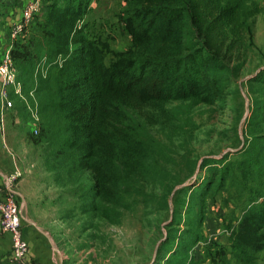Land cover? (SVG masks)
<instances>
[{
    "label": "trees",
    "instance_id": "1",
    "mask_svg": "<svg viewBox=\"0 0 264 264\" xmlns=\"http://www.w3.org/2000/svg\"><path fill=\"white\" fill-rule=\"evenodd\" d=\"M45 1L32 21L33 36L13 42L16 77L25 92L36 93L39 139L57 167L77 184L89 211L111 219L140 192L149 159L164 150L146 128L145 120L157 121L146 109L179 100L213 104L222 97L227 66L208 42L250 46L263 8L256 0H125L122 22L130 44L111 51L106 62L108 45L93 22L83 23L93 0ZM243 153L239 160L215 161L199 188L211 198L234 188L244 206L230 232L231 253L238 264H256L264 251L263 137L250 135ZM185 225L178 248L170 246L174 262L182 243L201 238ZM260 260L264 264V254Z\"/></svg>",
    "mask_w": 264,
    "mask_h": 264
},
{
    "label": "rangeland",
    "instance_id": "2",
    "mask_svg": "<svg viewBox=\"0 0 264 264\" xmlns=\"http://www.w3.org/2000/svg\"><path fill=\"white\" fill-rule=\"evenodd\" d=\"M25 1L0 0V57ZM256 1L263 10L254 18L250 46L239 48L224 39L208 42L227 66L222 97L213 104L179 100L163 103L159 110L146 109L157 119L145 120L146 128L164 150L149 159L140 192L128 196L127 206L116 208L111 219L88 210L77 194V184L62 174L39 133L31 131L23 102L12 96V105L5 107L0 101V131L3 116L8 117V153L22 174L30 176L33 191L49 198V236L57 250L56 264H238L229 236L240 220L243 201L233 187L211 198L199 184L215 161L244 156L250 135L264 141V0ZM40 2L44 10L46 1ZM125 7V0H93L83 18V23L93 22L108 45L106 62L113 58L111 51L125 50L130 44L122 22ZM12 14L13 19H8ZM30 29L32 37L33 23ZM155 162L160 165L157 170ZM186 223L201 238L182 243L174 262L170 246L178 248L177 234L187 228ZM263 254L256 264H262Z\"/></svg>",
    "mask_w": 264,
    "mask_h": 264
},
{
    "label": "built area",
    "instance_id": "3",
    "mask_svg": "<svg viewBox=\"0 0 264 264\" xmlns=\"http://www.w3.org/2000/svg\"><path fill=\"white\" fill-rule=\"evenodd\" d=\"M42 12L40 0H26L20 14L11 24L10 42L2 51L0 57V101L5 107L12 105V96L23 102L27 111V124L34 134L39 133L41 117L39 113V102L33 89L25 92L22 84L17 80V72L11 54L13 42L17 39L28 38L27 28L36 15ZM43 76L46 70L43 64L37 68ZM22 215L16 198L9 188L6 194L0 198V226L1 231L7 234L11 240L9 252L10 264H34L28 257V244L22 231Z\"/></svg>",
    "mask_w": 264,
    "mask_h": 264
},
{
    "label": "crops",
    "instance_id": "4",
    "mask_svg": "<svg viewBox=\"0 0 264 264\" xmlns=\"http://www.w3.org/2000/svg\"><path fill=\"white\" fill-rule=\"evenodd\" d=\"M13 14L8 19H13ZM15 19V18H14ZM8 117L3 116V131H0V198L10 188L19 205L23 226L22 231L28 244V257L34 264H56L57 250L51 242L49 230V198L45 193L33 191L29 186L30 178L22 174L19 166L8 153L10 143L6 141ZM37 184V181H32ZM10 237L1 231L0 226V264H10ZM59 255V253H58ZM60 256V255H59Z\"/></svg>",
    "mask_w": 264,
    "mask_h": 264
}]
</instances>
